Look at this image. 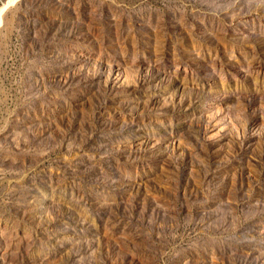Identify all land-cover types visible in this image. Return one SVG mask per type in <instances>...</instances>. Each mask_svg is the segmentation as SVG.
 I'll list each match as a JSON object with an SVG mask.
<instances>
[{"label":"rangeland","instance_id":"1","mask_svg":"<svg viewBox=\"0 0 264 264\" xmlns=\"http://www.w3.org/2000/svg\"><path fill=\"white\" fill-rule=\"evenodd\" d=\"M1 19L0 264H264V0Z\"/></svg>","mask_w":264,"mask_h":264},{"label":"bare ground","instance_id":"2","mask_svg":"<svg viewBox=\"0 0 264 264\" xmlns=\"http://www.w3.org/2000/svg\"><path fill=\"white\" fill-rule=\"evenodd\" d=\"M14 1L16 0H6L4 2H1V5H0V22H2L1 18H2V13H3V10L9 5V4H12Z\"/></svg>","mask_w":264,"mask_h":264},{"label":"water","instance_id":"3","mask_svg":"<svg viewBox=\"0 0 264 264\" xmlns=\"http://www.w3.org/2000/svg\"><path fill=\"white\" fill-rule=\"evenodd\" d=\"M16 1H18V0H16ZM16 1H14L12 4H14ZM12 4H9V5L3 10V12H4L9 6H11Z\"/></svg>","mask_w":264,"mask_h":264}]
</instances>
